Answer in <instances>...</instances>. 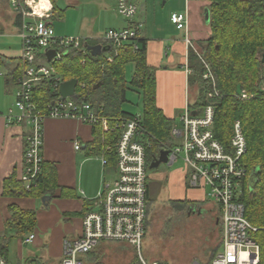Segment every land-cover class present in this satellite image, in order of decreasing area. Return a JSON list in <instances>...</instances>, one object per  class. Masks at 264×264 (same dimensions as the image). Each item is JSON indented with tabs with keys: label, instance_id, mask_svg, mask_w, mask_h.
<instances>
[{
	"label": "built area",
	"instance_id": "2783aa9c",
	"mask_svg": "<svg viewBox=\"0 0 264 264\" xmlns=\"http://www.w3.org/2000/svg\"><path fill=\"white\" fill-rule=\"evenodd\" d=\"M15 13L21 19L23 72L18 79L15 108L10 109L7 120L22 123L28 127L25 136L24 172L21 180L26 188L41 171L43 163L44 120L71 118L89 125L101 126L104 133L118 132L114 145H108L115 152V180L105 185L93 205L82 217V229L72 242L66 241L61 264H87L83 256L91 253L101 242L125 243L136 250L141 264H167L149 262L141 252L148 226V167L147 132L142 112L126 119H112L102 114L103 108L89 101H77V97H59L39 108L34 101V88L45 80L54 81L59 89L64 81L54 62L62 61L71 52L87 55L90 45L100 44L114 49L131 46L140 48L142 23L132 22L139 12L137 0H115L118 13L131 21L124 28H110L102 37L87 39L76 35H57L54 27V2L52 0H10ZM188 12H174L171 22L178 29L188 28ZM92 40V41H91ZM187 42L190 44L189 37ZM54 51L49 60L48 51ZM108 50V51H109ZM106 51V53H109ZM114 55L108 54L112 62ZM85 62V59L83 60ZM203 74L213 87L207 89L206 105L200 109L191 108L188 99L180 116V125L173 126L172 146L169 150V164L180 156L189 166V182L195 188L206 191L208 199L218 206L221 224L220 248L208 264H264V225L256 226L246 217L245 204L241 200L244 181L249 175L243 157L247 151V139L242 124L235 122L230 146L226 147L215 136V102L220 95L217 81L209 65ZM246 98L247 93L242 92ZM80 149L81 144L76 143ZM104 165L107 159L102 156ZM36 234L30 233L24 244L34 242ZM263 242V243H262ZM0 264H13L0 247ZM31 264V263H25ZM98 264H105L104 262ZM193 264H203L194 262Z\"/></svg>",
	"mask_w": 264,
	"mask_h": 264
},
{
	"label": "trees",
	"instance_id": "16d2710c",
	"mask_svg": "<svg viewBox=\"0 0 264 264\" xmlns=\"http://www.w3.org/2000/svg\"><path fill=\"white\" fill-rule=\"evenodd\" d=\"M55 0H53L54 2ZM55 11L57 6L54 4ZM211 37L199 43V51H189V86L197 90L192 99L191 108L200 109L207 104V89L212 84L204 79L208 63L216 77V87L220 95L214 98L215 119L214 133L216 138L226 145L234 133L237 120L242 124L247 139V151L243 162L249 175L244 181L241 200L245 204L246 217L259 226L264 224V0H212L209 8ZM137 51L131 46L114 53L113 47L108 51L114 55L113 61H107L106 51L95 56L91 51L87 55L79 51L69 53L62 61L54 62L62 78L78 79L77 101H89L96 107L103 108L102 114L112 119H126L135 113L123 109L127 101V91H138L142 94L143 124L147 132V167L159 156L160 152L172 146L173 120L167 118L156 101L157 82L155 68L147 61V41L139 40ZM94 44V42H92ZM85 59V62L83 60ZM135 64V73L130 81L126 78V66ZM4 62L0 55V66ZM22 58L14 70L9 72L17 80L23 72ZM242 92L247 97H242ZM34 101L39 108H45L48 102L59 97V89L54 81L45 80L34 88ZM95 138L87 144L90 153L104 156L108 165L115 167L114 151L107 149L114 145L118 132L104 133L101 126L93 125ZM26 146V145H25ZM55 171L50 164L43 161L41 171L28 190L15 174L4 181V194L7 196H28L45 198L53 195L57 186ZM254 180L253 186L250 179ZM148 196V195H147ZM148 199V197H147ZM11 215L6 222V232L0 236V247L7 256V247L1 244L2 238L8 239L14 233L24 239L37 227V212L23 209L18 205L9 207ZM116 246L114 251L123 252L130 249L132 257L127 264H141L140 258L131 246L125 243L101 242L91 253L83 256L87 264L104 262L108 247ZM220 248V246H219ZM219 250V249H218ZM217 250V251H218ZM216 251V252H217ZM165 263V262H163ZM107 264V263H105Z\"/></svg>",
	"mask_w": 264,
	"mask_h": 264
},
{
	"label": "crops",
	"instance_id": "0c3cea01",
	"mask_svg": "<svg viewBox=\"0 0 264 264\" xmlns=\"http://www.w3.org/2000/svg\"><path fill=\"white\" fill-rule=\"evenodd\" d=\"M75 1L72 0L71 3ZM137 1L140 2L141 11L132 22L143 24L142 38L147 41V61L156 71L157 105L167 118L174 121L177 115L181 116L187 100L195 98L188 80L191 73L189 51L191 48L199 51V43L211 37L212 29L206 20V11L209 10L212 0H166L164 3L169 2V14L159 19L149 13L148 0ZM184 11H187L189 16L188 28L178 29L171 22V14ZM53 21L55 24V10ZM130 24L131 21L127 20L126 26ZM11 26L8 34H17L21 39V19L16 13ZM3 30L0 29L1 37L7 34ZM187 36L190 44L187 42ZM83 38H94V43L97 41L95 36ZM0 55L6 70L5 74L0 72V236L6 232L11 205L35 210L37 227L34 231L36 236L32 243L33 250L28 251L30 257L21 253L19 264H61L65 242H72L79 236L83 215L91 208L99 193L104 191L105 185L114 181V179L110 181L107 179L105 170L108 168L114 173L115 170L113 166L103 164L102 156L90 153L87 144L95 138L92 125L71 118L47 117L43 123L44 140L41 152L43 161L49 163L55 171L57 186L53 195L50 194L45 198L5 195V179L13 174L20 179L24 172L25 136L28 127L22 123L14 121L10 123L7 120L9 110L13 109L8 108L9 100L12 99L13 94L16 99L18 89L17 80L8 74L16 68L22 57V47L20 49L8 47L7 44L0 42ZM128 66L133 67L130 78L127 76ZM134 73L135 64H127L128 81L132 79ZM77 142L81 144L80 149L76 148ZM189 177L190 175L185 173L178 177L177 183L181 185L182 192L172 198L206 202L210 211H214V207L217 209V221L220 224L217 204L210 203L206 191L193 187ZM189 191H193L194 194L192 192L189 194ZM150 192L148 184V199ZM20 242L24 244L23 239ZM42 247H46V250H42ZM203 257H200L197 262L210 263L211 260L201 261L206 259ZM153 261L156 260L150 259L149 262Z\"/></svg>",
	"mask_w": 264,
	"mask_h": 264
},
{
	"label": "rangeland",
	"instance_id": "374dc122",
	"mask_svg": "<svg viewBox=\"0 0 264 264\" xmlns=\"http://www.w3.org/2000/svg\"><path fill=\"white\" fill-rule=\"evenodd\" d=\"M165 1L148 0L149 13L157 16L158 19L168 15L169 2L165 4ZM71 2L72 0L54 1L57 6L54 24L57 35L102 37L110 28H121V26L127 25L125 17L118 13L115 0H76L75 3ZM138 4L140 12V2ZM14 15L15 11L10 0H0V29H4L3 31L7 33L4 34V37L0 35V42L7 44L8 47L20 49L22 45L19 36L8 34ZM206 65L209 64L206 63ZM4 68V66H0L1 74H5ZM132 71L133 67L128 66L127 76L129 78ZM6 73L8 74V72ZM262 89H264V85ZM193 94L197 96L195 88ZM126 98L127 101L123 104L124 110L135 114L142 112V94L129 89ZM15 102L13 94L12 99L9 100L8 108H15ZM173 122L179 126L180 116L177 115ZM105 171L109 181L115 180L114 172L108 168ZM190 172L191 170L182 156L172 165L163 163L158 168L148 169V184L151 190L148 199V226L141 247V252L147 261L153 259L167 264H193V261L197 262L200 257L206 256L203 257L206 259L201 261L209 262L220 246L221 224L217 221V209L214 207V211H210L204 201L172 198L182 192L181 185L177 183L178 177L182 173L189 176ZM249 179V186H253L254 180ZM191 192L194 194L193 191ZM191 192L189 191V194ZM210 203L215 204L212 200ZM20 240L21 238L15 233L14 235L9 233L8 239H1V244L7 247V255L13 264H19L21 253L30 257L28 253L33 250L32 243L22 244ZM117 249L116 246L108 247L107 253L102 259L104 263H128L132 257L131 250L125 249L123 252L115 253L114 251ZM42 250H46V247H42Z\"/></svg>",
	"mask_w": 264,
	"mask_h": 264
},
{
	"label": "water",
	"instance_id": "95a60500",
	"mask_svg": "<svg viewBox=\"0 0 264 264\" xmlns=\"http://www.w3.org/2000/svg\"><path fill=\"white\" fill-rule=\"evenodd\" d=\"M209 10L206 11V20L209 23ZM109 46H102L100 44L90 45L89 50L93 55L98 56L102 52L107 51ZM55 55L54 51H48L49 60H51ZM262 63H264V54L262 56ZM77 85L78 79L72 78L69 80L63 81L59 86V93L61 95V99H66L67 97H77ZM169 150L163 149L159 156L151 163L150 168H158L163 163L169 164Z\"/></svg>",
	"mask_w": 264,
	"mask_h": 264
}]
</instances>
